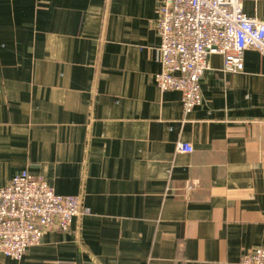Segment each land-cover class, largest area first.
Here are the masks:
<instances>
[{
    "label": "crops",
    "instance_id": "1",
    "mask_svg": "<svg viewBox=\"0 0 264 264\" xmlns=\"http://www.w3.org/2000/svg\"><path fill=\"white\" fill-rule=\"evenodd\" d=\"M160 4L0 0V188L27 171L89 210L0 264H239L264 246V58L230 73L212 55L183 115L155 82Z\"/></svg>",
    "mask_w": 264,
    "mask_h": 264
},
{
    "label": "built area",
    "instance_id": "2",
    "mask_svg": "<svg viewBox=\"0 0 264 264\" xmlns=\"http://www.w3.org/2000/svg\"><path fill=\"white\" fill-rule=\"evenodd\" d=\"M156 28V86L181 94L183 115L202 102L200 82L212 55H220L222 69L230 73L243 70L248 49L264 58V20L244 14L240 0H161ZM176 151L191 153L193 148L178 142ZM82 213L89 210L79 196L57 194L45 180L22 171L0 188V253L20 260L44 232L67 231ZM239 264H264V246L243 252Z\"/></svg>",
    "mask_w": 264,
    "mask_h": 264
}]
</instances>
